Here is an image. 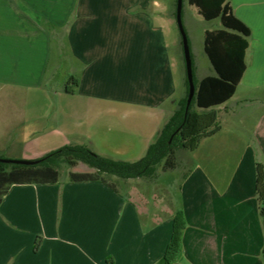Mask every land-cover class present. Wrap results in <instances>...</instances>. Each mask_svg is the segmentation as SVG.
<instances>
[{
    "label": "crops",
    "instance_id": "obj_1",
    "mask_svg": "<svg viewBox=\"0 0 264 264\" xmlns=\"http://www.w3.org/2000/svg\"><path fill=\"white\" fill-rule=\"evenodd\" d=\"M229 2L252 30L237 92L245 84L264 95V0ZM164 28L159 0H0V92L8 101L18 94L45 101L43 113L11 127L5 141L0 133V152L20 142L23 150L9 157L40 159L69 144L114 158L139 156L169 118L165 107L177 91ZM55 43L62 48L58 58ZM64 57L72 64L69 77L79 80L73 93L49 87L58 68L52 61ZM53 94L73 105L59 104ZM183 97L173 101L172 112ZM244 101L261 104L252 130L244 134L220 122L202 137L193 151L201 147L200 157L193 156L196 164L177 195L152 193L131 179L115 183L116 189L70 176L13 185L0 205V264H264L257 192L264 99ZM115 105L151 122H97ZM2 108L0 99V122ZM59 110L74 122L35 121ZM36 137L42 143L28 148ZM73 168L95 171L85 163ZM180 209L187 221L182 252L168 263L164 256Z\"/></svg>",
    "mask_w": 264,
    "mask_h": 264
},
{
    "label": "trees",
    "instance_id": "obj_2",
    "mask_svg": "<svg viewBox=\"0 0 264 264\" xmlns=\"http://www.w3.org/2000/svg\"><path fill=\"white\" fill-rule=\"evenodd\" d=\"M189 2L199 8L205 19L220 18L223 28L206 31L204 49L215 74L207 75L197 81L194 73L196 89L188 111L186 107L189 82L186 70V94L162 125L156 139L150 144L143 157L135 161L124 160L101 155L86 144H69L47 153L36 164L0 162V205L13 185L58 182L60 169L65 164L75 167L79 163H85L95 169L93 172L85 173L70 172L72 181H101L114 189L116 182L111 180V177L125 180L153 179L157 175L158 168L170 169L177 165L178 148L194 150L202 137L220 129L218 111L215 107L227 102L237 92L247 69L246 52L250 45L249 37L252 35V30L234 13L229 0H189ZM72 79L74 87L65 88L68 93H73L75 86L79 84L77 78L72 77ZM257 192L264 221V164L262 163L257 165ZM186 227L185 214L180 209L175 215L173 236L164 256L168 263L179 258Z\"/></svg>",
    "mask_w": 264,
    "mask_h": 264
},
{
    "label": "rangeland",
    "instance_id": "obj_3",
    "mask_svg": "<svg viewBox=\"0 0 264 264\" xmlns=\"http://www.w3.org/2000/svg\"><path fill=\"white\" fill-rule=\"evenodd\" d=\"M160 2V11L162 17V23L165 27L166 41L169 47V52L171 54L173 67L175 71V78L177 80V91L173 95L172 99L169 102V105L165 107L169 112L166 116H170L171 109L175 106L173 103L174 100L178 101L181 96L186 94V62L184 57V47L182 43V34L178 25L176 17V2L177 0H159ZM183 24L189 39L191 55L193 60V68L197 81L203 77L211 74H215L213 66L210 62L208 55L205 52V35L207 30H216L223 28L220 18L213 20H207L200 13L199 8L196 5H193L189 0H183V10H182ZM62 50L61 46H57L56 43L53 46L54 55L56 58L61 57ZM60 62H57L53 59L52 66L58 64L57 71L51 74L49 81V87L51 90L74 87V81L69 77L72 64L69 62L68 57H64ZM72 98L71 95H66V97ZM253 98V101L257 98L264 99L263 94L258 92L251 91L250 87L242 84L240 85L238 92L230 98L225 105L221 108H216L218 111V121L223 122V125L231 130H239L242 133H246L252 130L254 124L257 122L258 116L261 114L260 102H246L245 98ZM0 99L3 100V110H2V122H0V128L2 133V141H5V135L7 130L11 127L17 126L22 121L31 122L32 117L37 114L43 113L45 109V101L38 98L33 100L32 96L27 99V94H18L16 98H11L10 101L5 98L4 90L0 92ZM59 100V104L63 106L66 104L73 105L71 101H62L61 95L58 97L53 94L52 100ZM259 104V105H258ZM35 107L33 110L32 107ZM113 107V106H112ZM115 108L110 112L109 110H103L100 112V118L97 122H151V119L147 116L138 115L140 112L130 113L127 109L123 108L122 105H115ZM62 108V107H61ZM172 112V111H171ZM51 112L47 118L36 119V122H74L73 118L68 119L67 114H62V110H59L57 114ZM16 120V122H15ZM38 120V121H37ZM168 120V117L164 122ZM20 121V122H19ZM21 125V124H19ZM18 125V126H19ZM33 143L28 144V148H34L37 145L42 143V139L39 137ZM154 141V140H153ZM152 143V142H151ZM87 145V144H86ZM13 148L16 149V153H20V150H23L24 146L20 142H13ZM89 146V145H88ZM150 146V144H149ZM148 146V147H149ZM199 146V145H198ZM197 146V147H198ZM92 148L91 146H89ZM14 149L0 152V158L7 159H26V160H35L33 158H20V157H9L10 153H14ZM93 149V148H92ZM146 148L139 154V156L128 155L127 158H121L124 160L135 161L143 157L147 152ZM196 149V148H195ZM200 149L198 153H193V149L189 148H178L177 150V165L174 168L165 169L158 168L157 175L153 179H144V178H131V183L133 185L141 184L148 185L152 193L167 195L171 194L177 195L179 191V185L185 177L186 173L194 167L196 161L194 157H200ZM96 152V151H95ZM195 154H197L195 156ZM194 156V157H193ZM39 159V158H37ZM72 166L63 165L60 169V178L67 179L70 176V171L74 170ZM118 179L119 181L117 182ZM111 180H114L117 185L121 183L123 179L119 177H111ZM122 186V183H121Z\"/></svg>",
    "mask_w": 264,
    "mask_h": 264
},
{
    "label": "water",
    "instance_id": "obj_4",
    "mask_svg": "<svg viewBox=\"0 0 264 264\" xmlns=\"http://www.w3.org/2000/svg\"><path fill=\"white\" fill-rule=\"evenodd\" d=\"M182 10H183V0H178L177 2V21L178 25L182 34V41H183V47H184V55H185V62H186V70H187V77L189 82V95H188V101H187V111L189 109V106L192 102V99L195 95V81H194V70H193V60L191 55V49L189 44V39L183 24V18H182ZM40 159L35 160H26V159H7V158H0V162H7V163H19V164H36L39 163Z\"/></svg>",
    "mask_w": 264,
    "mask_h": 264
}]
</instances>
